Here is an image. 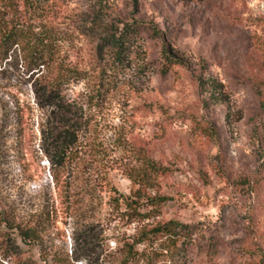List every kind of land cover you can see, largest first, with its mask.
<instances>
[{
  "label": "rangeland",
  "instance_id": "1",
  "mask_svg": "<svg viewBox=\"0 0 264 264\" xmlns=\"http://www.w3.org/2000/svg\"><path fill=\"white\" fill-rule=\"evenodd\" d=\"M13 6L56 54L0 44V264H147L171 221L181 264H264V0Z\"/></svg>",
  "mask_w": 264,
  "mask_h": 264
},
{
  "label": "trees",
  "instance_id": "2",
  "mask_svg": "<svg viewBox=\"0 0 264 264\" xmlns=\"http://www.w3.org/2000/svg\"><path fill=\"white\" fill-rule=\"evenodd\" d=\"M29 2L30 0H24ZM15 0H0V44L4 47L18 46L20 50L25 54V58L31 62H37L39 65L46 58H54L56 54V45L54 41V36L48 31L34 32L31 31V27L22 24H15L10 26H3L1 21L4 20L1 17V12L3 10H13ZM3 27H5L3 29ZM137 29L132 27H127L121 34H115L113 42L117 47L119 53L125 50L127 41L132 40V38L137 34ZM136 31V32H135ZM34 32V33H33ZM65 148L62 147L61 155H64ZM154 170L156 169V164L151 163L150 165ZM4 216V215H3ZM0 220L6 221L4 217L1 216ZM9 223V222H8ZM188 227L176 221L168 222L164 225H160L157 228L149 231L144 235L138 242L137 245H130L129 256L132 259H139L145 256L148 260L147 264H156L163 258L170 259L172 264H181L182 256H186L187 249L182 247L187 246V242H191V237L188 234ZM31 233H34L33 231ZM151 235H162L167 238V241L159 245V251L156 250L152 257L145 255L146 251L140 253L137 246L143 245L147 240L151 239ZM184 238L181 245L179 242ZM11 237L6 235L5 240L9 241ZM185 244V246H183ZM187 248V247H186ZM169 260V261H170ZM264 260V257H263ZM209 264H213L212 260Z\"/></svg>",
  "mask_w": 264,
  "mask_h": 264
}]
</instances>
